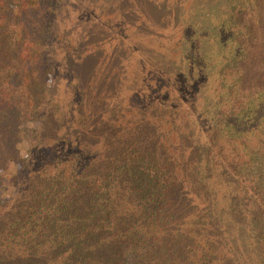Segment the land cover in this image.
Listing matches in <instances>:
<instances>
[{
	"label": "trees",
	"instance_id": "obj_1",
	"mask_svg": "<svg viewBox=\"0 0 264 264\" xmlns=\"http://www.w3.org/2000/svg\"><path fill=\"white\" fill-rule=\"evenodd\" d=\"M107 2L0 0V264H264V0L187 13V68L119 122L75 70Z\"/></svg>",
	"mask_w": 264,
	"mask_h": 264
},
{
	"label": "rangeland",
	"instance_id": "obj_2",
	"mask_svg": "<svg viewBox=\"0 0 264 264\" xmlns=\"http://www.w3.org/2000/svg\"><path fill=\"white\" fill-rule=\"evenodd\" d=\"M225 2L226 0H108L103 18L96 19L102 24L98 27L102 26L105 30L100 35L94 32L91 38L80 41L87 42L82 49H89V57L84 58L88 63L77 65L75 70L86 69L83 72L87 74L85 87L94 85L95 89L100 88V95L111 94V98L124 101L120 104L121 111L116 112L113 117V122H119L132 116L135 113L134 108L141 107L148 94H155L160 98L165 96V82H169L162 77L165 65L169 68L167 72L170 77H174L176 70L183 71L187 68V57L192 55L191 50H188L180 39V31L175 29L179 27L185 15L188 13L190 17L197 19L198 13H205L207 7H222L226 5ZM78 7V11H83L82 13L91 9V5L80 1ZM80 20L77 13L68 17L73 36H82L81 30L73 24L74 21ZM137 54L145 60L142 65H151L153 70L141 72L142 65ZM152 56L158 60L152 59ZM63 72L62 68L60 76H63L65 83L67 77V83L73 85L74 82L69 83V77ZM174 80L175 77L172 81ZM142 85L146 87L145 95H141L139 91ZM58 87L62 89V85ZM180 118L184 119L182 115ZM129 119L135 120L136 117ZM28 124L33 127L37 122L29 121ZM21 145L23 150L26 149L28 140L23 138ZM7 188L0 190L2 198L13 192V185L9 184Z\"/></svg>",
	"mask_w": 264,
	"mask_h": 264
}]
</instances>
